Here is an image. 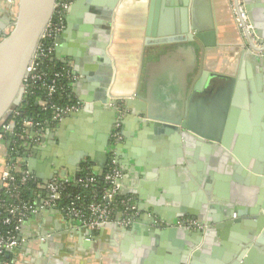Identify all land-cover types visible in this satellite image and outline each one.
Masks as SVG:
<instances>
[{
  "label": "water",
  "instance_id": "95a60500",
  "mask_svg": "<svg viewBox=\"0 0 264 264\" xmlns=\"http://www.w3.org/2000/svg\"><path fill=\"white\" fill-rule=\"evenodd\" d=\"M55 1L11 0L12 6L8 15L0 19V129L19 106L27 104L24 98L23 80L40 36L52 17ZM121 1L74 0L66 16L65 31L55 37V50H58L57 48L65 40L68 41L72 36L74 37L71 34L72 31H78L79 51L77 54H94L95 60L102 64V72L98 76L100 83L96 84L97 88H95L98 107L114 111L117 118L120 114L126 115V113L140 117L141 120L154 128L155 134L169 135L178 132L186 141L194 145L196 143L200 156L203 155L205 160V164L202 165L204 174L206 172L210 174V169L214 167L210 161H215L216 156H224L222 159H226L225 165L220 166L219 169L224 173V180L230 179V176L233 175L234 181L245 186L264 184V179L261 177L264 172L261 167H241L234 164L233 161L227 160L232 142L229 140L230 133H239V136H243L246 132L244 130L254 132L257 128L264 129V119H260L264 116V98H255L253 85L250 87L251 92L253 91L251 98H246V87L244 84L240 85L235 74L218 73L210 70L207 63L205 64L208 51L220 46L217 41V25L211 21L209 28L203 29L199 26L193 12L196 0H192L191 6H189V21L188 0H178L179 4L183 5L181 9L165 8L166 0H149L147 20L143 31L144 44H154L157 48H162L163 53L159 55L158 59L162 67L159 71H155L157 73L152 79H148L146 97H143L139 94V83L131 91H128L123 84L119 85L116 78L118 68L110 53L116 37L117 6ZM263 2L264 0H260L255 4H249V0H243L249 22L256 36L264 40V14H260L264 8ZM154 5L156 8L160 6L162 9L164 24L162 23L158 30L152 24V19L157 15ZM179 12L182 16L181 29L180 25L179 28H173L169 22L172 14ZM81 18H84V24L89 23L90 26H84V29L78 27L77 20ZM195 45L202 53L199 64L200 72L195 81L189 85L186 73H189L196 64ZM54 59L55 56H52L51 61ZM248 61L249 64L250 62L252 64L253 62L259 63V59L254 56H250ZM61 63H65V61L62 60ZM166 63L171 64L173 68L165 69ZM73 69L80 75H85L86 81L93 85V78L89 77L86 71L78 69L77 66H74ZM173 70L177 71L176 75L172 72ZM174 75L179 77V80ZM175 83H179L176 84L179 87L182 86L181 91L177 89ZM78 101L84 106L80 97ZM81 113L82 111H79L69 116H78ZM247 113H251L249 116L251 118H247ZM260 121L263 122L262 126H260ZM14 127L15 123L11 125V129ZM44 133L48 139L54 135L59 136L58 128L57 130L46 128ZM259 136L264 141V132H261ZM259 136L253 134V140H257ZM9 143L10 136L6 144L0 142V154L4 157L0 163V174L6 164ZM28 147L31 154H34L35 157L39 156L37 154L41 150L39 147L31 148L30 145ZM109 149L110 147L107 148V151L100 153V156H96L97 159H93H96L95 173L98 176L103 173ZM232 152L237 155L234 150ZM33 161V158L22 157V164L26 170L43 185L55 175L60 177L66 175L61 170H52L48 176L41 175L37 173V168L34 169ZM80 161L73 164L74 168L69 173L71 179L78 170ZM233 171L235 174H232ZM218 178L222 179V177H216V179ZM204 182L207 193L210 182L208 179L206 180V177ZM241 194L242 196L235 200L231 198L227 202V206L222 208L220 215H212L211 212L207 215L203 206L205 202L203 198L202 205L197 207L195 213H181L176 217V220L170 222L163 220V224L153 225V216H148V219L137 218L130 229L120 226L117 222L101 225L99 232L91 239L92 232L90 230L59 233L56 241L53 240L55 237L52 235L53 244L41 245L40 248L45 251L47 247H50V252L54 256L50 259H43V263L185 264L188 258L190 259L188 264H197L196 260L200 257L204 261L202 264H251L254 258L248 251L256 249V245L251 242L254 240L256 244H259L261 240L256 238L257 236L253 239V235L250 233L254 230L259 231L264 223V216L259 215V199L255 201L247 197L243 191ZM226 195L228 194L226 193ZM213 208L217 209L216 206ZM245 209H248L247 213ZM184 217L205 225V231H192L177 227V219ZM223 228L225 229L219 235L214 236L216 238L212 240L210 234L216 229ZM113 231L119 233L125 241L130 242L127 251L122 252L119 257L113 253L108 254L107 257L104 253L99 255L98 249L106 242L107 234ZM136 232L140 235L134 236ZM229 233L233 238L227 241L225 250L222 252L220 249H216L213 242H216L217 245ZM72 235L73 238L70 240L75 244H72V247L68 249L66 241ZM131 235L134 237L135 244L130 238ZM44 241L50 242L49 239H44ZM158 241L163 242V247L152 248L151 244ZM113 244L110 241L108 245L114 247ZM198 247L201 248L198 249ZM209 247L212 248L209 249ZM61 249L67 254L59 257ZM84 249L88 251L89 261L82 253ZM114 250L118 252V249ZM208 250H211V253H208ZM99 256L103 259L101 263Z\"/></svg>",
  "mask_w": 264,
  "mask_h": 264
},
{
  "label": "crops",
  "instance_id": "0c3cea01",
  "mask_svg": "<svg viewBox=\"0 0 264 264\" xmlns=\"http://www.w3.org/2000/svg\"><path fill=\"white\" fill-rule=\"evenodd\" d=\"M166 1L165 8L181 9L183 6L179 4L178 0ZM191 1L188 0L187 6L189 10H187L188 21L190 19L189 6H191ZM256 2H260V0H249V4H255ZM262 5L264 6V4ZM148 7L149 0H122L119 3L115 17V43L110 50L118 68L116 78L119 85L123 84L128 91H131L137 83L141 87L146 85L145 92L140 94L143 97H146L148 79H152L154 72L159 71L162 67L160 61L154 58L158 49L157 46L144 44L143 31L147 20ZM154 7L156 8V5ZM193 12L197 23L203 29L209 28L211 21L217 25V41L220 46L217 49L208 51L207 62L205 61L208 68L218 73L235 74L240 85L244 84L246 87V98H251L253 92L250 89L251 85L254 87L255 98H264V58H258V64L254 62L249 64L250 55L241 48L234 24L237 39L236 42L231 41L232 36L225 29V16L230 15L227 1L196 0ZM8 13L7 1L0 0V19L7 16ZM155 13L157 15L154 14L156 17L154 16L152 19V24L158 30L163 23L160 6L155 9ZM260 14H264V8ZM141 21L142 24H140ZM169 22L173 27L181 25L182 16L180 12L178 14L173 13ZM81 31L79 33H82ZM71 34L74 37L72 36L73 38L71 37L68 41L65 40L57 48L58 50H55L54 56L59 61L67 60V67L76 77L74 81L69 83V92L76 101L80 97L85 107L83 106L80 115L67 116L60 121L54 128V130L58 128L59 136L54 135L51 139H48L44 131L40 132L37 128L28 130L23 146L24 152L21 156L33 158V167L35 170L37 168V173L48 176L52 170H61L65 172V177L69 179V173L74 168L73 164L79 160H81L80 164L83 161H88L95 173L97 168L96 156H100V153L105 150L107 151L110 145L108 137H110L114 126L119 124L122 135V143L118 146L116 152L117 163L122 172L119 181V193L122 196L133 198L140 218L148 219V216H153V222L155 223L163 220L170 222L176 220V217L181 213H195L197 207L202 205L203 198L205 199L203 206L206 214L208 215L211 212L212 215H220L222 208L227 206V202L231 198L235 200L241 197L242 191L247 197L255 201L259 199V215L264 216V206H262L264 204V184L245 186L234 181L233 175L230 176V179L224 180V173L219 171L225 165L226 159H222L224 156H216L215 161H210V164L213 163L214 167L210 169V174L207 172L204 174V172L202 173V165L205 164V160L203 155L200 156L196 143L194 145L186 141L178 132L169 135L155 134L154 128L141 120L140 117L126 113L125 116L121 115L117 118L114 111L99 108L95 99V88H97L96 84L100 83L98 82V76L102 72L103 66L95 60L94 54L83 55L79 53L78 55V31H72ZM195 48L197 52L199 47L196 46ZM198 61L199 59L196 58L195 65L199 63ZM74 66L86 71L87 75L93 78V85L86 81L85 75H80L78 71H74ZM165 66L168 70L173 68L169 63H166ZM175 78L179 80V77L176 76ZM176 84L179 83H175V86L181 91L182 86L179 87ZM249 116H251V113H247V118H251ZM260 119H264V116ZM262 124L263 122L260 121V126ZM244 131L246 132L243 136H239V133L234 132L229 134V140H232V142L227 160L233 161L234 164L241 167H261L262 172H264V141L259 136L261 132H264V129L257 128L254 132L251 130ZM253 134L259 136L257 140H253ZM28 145L31 148L39 147L41 149L37 152L39 156L35 157L34 154H31ZM233 150L237 155L233 154ZM0 156L2 155L0 154ZM94 158L96 159L93 160ZM205 177L210 182L207 193L204 186ZM216 177H222V179H216ZM261 177L264 179V174ZM41 203L42 198L39 197L36 201L37 209ZM214 206L217 209L213 208ZM247 211L248 209H245V212ZM120 218L121 214H117L115 221H119ZM130 227L125 228L130 229ZM85 230L88 229L83 228L77 220L67 217L62 212L54 209H38L37 213L20 227L19 245L12 251L10 264H44L43 259H50L54 255L50 252V247L43 251L40 246L53 244V241H51L52 235L55 237L53 240L56 241L59 233L83 232ZM214 234V232L210 234L212 240L216 238L214 236H217V234ZM135 235L140 234L136 232ZM93 236H96V234L92 233L90 239ZM107 236L106 242L97 251L99 255L104 253L107 257L108 254L113 253L119 257L122 252L127 251L130 242L125 241L119 233L113 231L108 233ZM131 236L130 238L133 239L132 242L135 244L134 237ZM70 238H73V235L66 241V248L68 249L72 247V244H75ZM232 238L229 233L224 240L220 241L222 244L218 243L216 245V242H213V245L223 252L225 244ZM257 238L261 242L259 244H256L255 241L251 242V244L256 245V249L248 251L252 253L251 257L255 259L251 261V264H264V223L259 229ZM44 239H49L50 242L44 241ZM110 241L114 243V247H109ZM158 242L151 244V247L162 248L163 242ZM211 248L209 247V249ZM114 249H118V252ZM59 251V257L67 254L63 249ZM210 251L208 250V253H211ZM82 253L89 261L87 249H84ZM189 260L187 258L185 264H188ZM102 261V257L99 256V262ZM196 263L202 264L204 261L199 257Z\"/></svg>",
  "mask_w": 264,
  "mask_h": 264
},
{
  "label": "built area",
  "instance_id": "2783aa9c",
  "mask_svg": "<svg viewBox=\"0 0 264 264\" xmlns=\"http://www.w3.org/2000/svg\"><path fill=\"white\" fill-rule=\"evenodd\" d=\"M8 10H10L11 0H6ZM229 13L233 24L239 36L241 48L250 56L264 58V40L256 36L246 13L243 0H226ZM73 0H56L52 17L46 24L37 46L34 50L31 62L26 69V76L23 80L24 98L27 101V96L32 94L33 90L38 88L45 92L43 99H37V105L43 110L49 108L51 110V118L49 121L36 122L32 118L22 119L20 123L21 132L15 133V127L11 129V125L15 123L18 117H22L20 106L12 113L9 120L0 129V142L6 144L10 136V143L7 148L9 152L6 158V164L3 172L0 174L1 191L3 198H0V224H14V230L19 232V224L29 220L35 215L38 209H54L64 213L67 217L77 220L79 224L92 233L97 234L101 225L114 223L117 214H121V218L117 223L120 226L129 227L137 218L139 212L130 196H125L124 199L117 202V197L120 194L119 181L122 177V172L117 163V148L122 143V135L120 125L116 124L110 134V149L108 158L103 173L101 175L105 189L102 192L101 202L92 203L87 207H78L75 199L65 208L60 207L63 191L69 185L70 180L59 175L53 176L46 184L41 183V187L45 191L42 198V203L37 209L36 205H30L20 199L19 188L24 186L30 180H37L25 168L19 178L15 175L16 165L11 162V156L15 148L11 146L18 140H26L28 130L37 128L44 131L46 128L54 129L60 121L70 114L77 113L82 110L81 102L77 101L75 105L58 106L50 104L52 96L57 92V82L67 80L69 83L76 79L70 69L63 64L57 71L50 72L47 67H44L46 60L54 56L55 52V37L62 34L66 29V16L70 9ZM124 115V114H120ZM119 116V117H120ZM125 116V115H124ZM13 121V122H12ZM22 162V159L20 158ZM38 181V180H37ZM39 182V181H38ZM77 183L84 189H87L95 184L93 177L78 179ZM96 195L94 194V197ZM116 204H119L122 209L117 211ZM155 224H163L162 221H157ZM177 227L186 228L192 231H205L206 226L200 224L191 218H180L176 221ZM19 245L18 236H1L0 235V255L4 252H12ZM0 264H9L7 261H0Z\"/></svg>",
  "mask_w": 264,
  "mask_h": 264
},
{
  "label": "trees",
  "instance_id": "16d2710c",
  "mask_svg": "<svg viewBox=\"0 0 264 264\" xmlns=\"http://www.w3.org/2000/svg\"><path fill=\"white\" fill-rule=\"evenodd\" d=\"M225 24H226V31L232 36L231 41L236 42L237 35L236 31L234 29L233 23L231 21L230 15L227 14L225 16ZM65 63H61L62 60H56L54 59L53 62H50V59L46 60L44 67H47L50 72L57 71L60 67H63V64L67 66V60H64ZM58 90L57 92L52 96V99L50 100V104L58 105V106H71L76 104V100L73 99L72 95L69 92V81L67 80H61L57 82ZM43 99L45 97V92L43 90H40L38 88L34 89L32 94H29L27 96V104H22L20 106V112L22 114V117H18L15 120V133L21 132L20 123L22 119L25 118H32L36 122H42V121H49L51 118V110L49 108L43 110L41 106L37 105V99ZM13 122V121H12ZM25 142L24 140H18L15 144L11 146L15 148V151L13 152L11 156V162L16 165L17 171H15V175L17 178H19L20 174L25 170V166L20 161V158H22V154L24 152V146ZM7 152H9V148H7ZM87 177H93L95 179V184L87 189L82 188L78 183V179H84ZM70 183L63 191L60 207L65 208L68 206L75 197H79V201L76 202V205L78 207H87L88 205L92 203H98L101 202V196L102 192L105 189V185L103 184V180L101 176H98L96 173L92 171L91 164L88 161H83L77 172L75 173L73 179L69 178ZM41 182H38L37 180H30L28 181L24 186L19 188V194L20 199L24 202H27L30 205H36V201L40 196L45 195V191L40 186ZM94 194L96 195L94 197ZM0 198H3L2 192H0ZM125 196H122L121 194L117 197V202L119 200L124 199ZM117 211H120L122 207L119 204H116ZM25 223V222H23ZM19 224L22 226V224ZM20 226V227H21ZM0 235L1 236H8L12 235L17 237L19 235V232H16L14 230V224L11 225H3L0 224ZM11 256L12 252H4V254L0 255V261H7L9 264L11 262Z\"/></svg>",
  "mask_w": 264,
  "mask_h": 264
},
{
  "label": "flooded vegetation",
  "instance_id": "af4514ba",
  "mask_svg": "<svg viewBox=\"0 0 264 264\" xmlns=\"http://www.w3.org/2000/svg\"><path fill=\"white\" fill-rule=\"evenodd\" d=\"M74 1V0H73ZM85 14V13H84ZM83 20H84V18H81V19H78L77 20V24H78V26L80 27V28H82V29H84V26H90V24L88 23V24H84L83 23ZM173 27V26H172ZM176 27H178L179 28V25H176V26H174L173 28H176ZM181 25H180V29H181ZM156 55H154V58H157V59H159V55L160 54H162L163 53V51H162V48H158L157 50H156ZM196 58H198L199 59V63H197V65H194V67L193 68H191V71L189 72V73H186V80H187V83L190 85V84H192L194 81H195V78L196 77H198L199 76V72H200V68H199V64H200V62H201V57H202V53H201V51L200 50H198L197 52H196ZM165 69H167V68H165ZM168 70V69H167ZM152 72V71H151ZM173 73H177V71H172ZM153 73V72H152ZM157 72H154V75L153 76H155V74H156ZM201 75V74H200ZM145 88H146V85L145 86H143V87H141V85L139 86V94H142V92H145ZM1 158H0V163L2 162V160H3V156H0ZM233 174H235V172L233 171L232 172ZM226 213V212H225ZM247 213V212H246ZM185 218V217H184ZM256 225V224H255ZM225 228H223V229H216L215 231H214V233L215 234H217V235H219L223 230H224ZM255 229H257V228H255ZM258 233H259V231L257 232L256 230H254V232H251L250 234L251 235H253V239L258 235ZM257 238V237H256ZM254 240H252V242H253ZM242 250V249H241ZM233 259V258H232Z\"/></svg>",
  "mask_w": 264,
  "mask_h": 264
},
{
  "label": "bare ground",
  "instance_id": "6f19581e",
  "mask_svg": "<svg viewBox=\"0 0 264 264\" xmlns=\"http://www.w3.org/2000/svg\"><path fill=\"white\" fill-rule=\"evenodd\" d=\"M117 50V49H116Z\"/></svg>",
  "mask_w": 264,
  "mask_h": 264
}]
</instances>
